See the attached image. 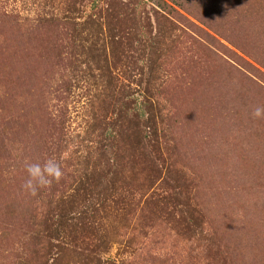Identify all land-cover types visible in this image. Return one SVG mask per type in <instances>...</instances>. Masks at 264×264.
<instances>
[{"label": "rangeland", "instance_id": "1", "mask_svg": "<svg viewBox=\"0 0 264 264\" xmlns=\"http://www.w3.org/2000/svg\"><path fill=\"white\" fill-rule=\"evenodd\" d=\"M232 1L0 0V264H264V12Z\"/></svg>", "mask_w": 264, "mask_h": 264}, {"label": "clouds", "instance_id": "2", "mask_svg": "<svg viewBox=\"0 0 264 264\" xmlns=\"http://www.w3.org/2000/svg\"><path fill=\"white\" fill-rule=\"evenodd\" d=\"M251 115L254 119H264V106H256ZM25 172L26 178L22 187L32 196H36L40 189L50 187L64 175L61 164L51 158L43 163L26 161Z\"/></svg>", "mask_w": 264, "mask_h": 264}, {"label": "trees", "instance_id": "3", "mask_svg": "<svg viewBox=\"0 0 264 264\" xmlns=\"http://www.w3.org/2000/svg\"><path fill=\"white\" fill-rule=\"evenodd\" d=\"M246 1L240 5H237L239 9H241L245 14H247L248 16L253 15L250 14V12H264V0H243ZM233 1L232 0H226V6H232ZM234 8H236L234 6ZM258 10V11H255ZM251 17V16H250ZM250 17H248L250 19ZM257 17V16H256ZM260 18L256 19L255 21L250 19L253 22V26L255 25L256 27H258L260 29V34L264 35V14L259 16ZM244 25V24H243ZM249 34V33H248ZM248 34H246V36H248ZM253 44V42H251ZM263 45L260 46L263 47ZM251 51V49H249ZM256 54H258V56L264 57V47L263 50L260 51H256ZM235 58H239L236 54H234ZM221 179V178H220Z\"/></svg>", "mask_w": 264, "mask_h": 264}]
</instances>
